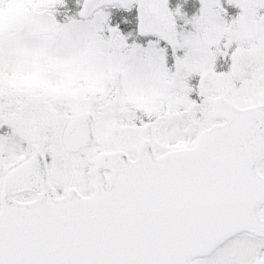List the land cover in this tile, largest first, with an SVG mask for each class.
I'll return each mask as SVG.
<instances>
[{
    "label": "snow or ice",
    "instance_id": "6c2138e0",
    "mask_svg": "<svg viewBox=\"0 0 264 264\" xmlns=\"http://www.w3.org/2000/svg\"><path fill=\"white\" fill-rule=\"evenodd\" d=\"M0 264H264V0H0Z\"/></svg>",
    "mask_w": 264,
    "mask_h": 264
}]
</instances>
